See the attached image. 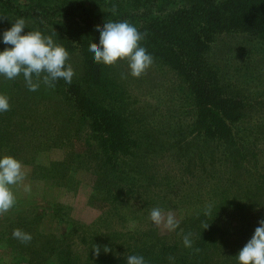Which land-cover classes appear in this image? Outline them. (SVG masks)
I'll return each mask as SVG.
<instances>
[{"label": "trees", "instance_id": "obj_1", "mask_svg": "<svg viewBox=\"0 0 264 264\" xmlns=\"http://www.w3.org/2000/svg\"><path fill=\"white\" fill-rule=\"evenodd\" d=\"M17 18L25 20L24 32L39 30L65 47L66 67L71 68L73 79L70 86H65L62 80L55 81L54 86L41 83L33 92L22 74L12 80L0 77V93L8 96L10 104L8 111L0 113V125L14 120L19 124L17 131H22L27 124L19 110L32 103L35 109L47 107L57 109L54 113L63 112L67 123L61 136L43 133L49 135L55 146L66 144L74 148L76 142L83 141L79 136L82 132L89 134L83 141L85 154L76 165L95 174L93 190L101 201L96 206L101 212L93 224V235L82 240L90 251L74 263L68 253L64 264H126L129 255H143L146 264H239L235 255L245 243L234 244V248V238H225L223 234L221 214L208 209L197 214L176 240L166 246H155L147 226L137 237L130 234L133 230L125 228L122 236L129 234L128 241L99 240L103 234L116 232L111 219L116 217L118 222L128 223L136 215L134 206L137 211L146 212L154 191L165 192L163 173H167V167L162 159L158 166L157 159L166 141H151L142 132L141 123L131 122L120 112L121 100L113 95L115 87H122L125 78L131 79L127 60L118 59L112 65L94 63L88 50L98 45L95 29L102 28L105 21H127L134 25L143 34L140 44L153 57L151 65L171 70L181 81L185 99L190 102L188 114L193 115L197 128L188 130L174 145L189 154L181 158L180 165L196 164L208 178L221 171L226 173L227 168L236 169L233 178L245 185L243 189L264 187L252 186L264 182V164L257 169L253 162L248 163L249 158L262 159L264 163V136L255 130L264 127V113L255 118L251 115L257 108L254 100L257 90L253 88L259 82H255V75L264 63V0H0V33ZM4 47L0 43V49ZM67 112L76 116L68 117ZM30 128L32 124L27 125ZM11 134L12 131L0 128V151L17 155L20 142L14 143ZM34 135L33 131L28 137ZM159 136L169 137L163 133ZM191 136L196 142L189 140ZM35 137L38 148L49 139ZM163 151L168 152V148ZM211 191L210 187L208 193ZM162 201L161 198L155 203L162 208ZM214 203L213 199L211 205ZM120 205L128 206L129 218L119 212L125 208ZM251 209L257 211L260 207L239 202L237 213L248 218L246 212ZM54 210L60 211L61 206L55 205ZM189 234L193 241L190 248L183 244L184 236ZM59 239L50 235L46 247L56 250ZM15 241L21 252L25 243L16 238ZM69 243L61 249L70 252ZM105 246L109 251H104ZM96 247L100 248L99 254L94 250ZM26 255L32 254L27 251Z\"/></svg>", "mask_w": 264, "mask_h": 264}, {"label": "rangeland", "instance_id": "obj_2", "mask_svg": "<svg viewBox=\"0 0 264 264\" xmlns=\"http://www.w3.org/2000/svg\"><path fill=\"white\" fill-rule=\"evenodd\" d=\"M27 24L29 25L28 21ZM261 67L262 69L255 75V82H259V85L253 88L257 90L254 94L257 108L251 112L254 118L264 113V63ZM175 76L167 68L152 66L139 77L131 75L130 80L125 78L123 86L114 89V98L121 100L119 104L123 105L120 112L131 122L141 123L142 132L148 134L151 141L156 143L166 141L160 151L162 155H159L157 159L158 166L162 159V163L167 167V173H163L166 188L165 192L154 191L153 200L149 203L148 209L144 210L146 212L141 213L134 206L136 215L130 217L126 209L128 206L123 205L125 208H120L119 212L122 215L125 214L126 218L130 217L131 219L128 220L130 223L118 222L114 217L111 219V222H114L111 226L116 228V232L103 234L104 236L99 237V240L103 242L116 238L115 241H128L131 238L127 236L129 234L122 236L125 228L133 230L130 234L137 237L147 226L146 229H150L155 246H166L176 240L182 228L193 222L197 214L204 213L205 209H208L212 213L221 214L222 218L219 220L223 222V228L225 227L223 229L225 238H234L233 245L246 244L244 240L251 238L258 226V221L264 218V187L243 189L245 185L233 178L236 177L234 175L236 169L227 168L226 173L221 171L208 178L196 164H187L186 167L180 165L181 158L185 159L189 154L176 149L174 145L179 139L184 138L188 130L191 132L197 128L195 127L197 125H193V115L188 114L190 102L185 99L182 83ZM33 105L26 103L25 108L19 110L24 114L22 116L25 117L26 124H32L29 130L26 125L23 126L22 131H17L18 122L10 119L0 125V128L12 131L14 143L16 140L20 142L17 146L19 150L17 155L2 151L0 153L13 155L22 161L26 173L24 183L30 184L32 188L29 193L23 190V186H12L16 194V204L7 213L0 214V264H64V258L68 253L71 255L70 262L74 263L77 262L76 260L84 259L82 256H86L87 250L90 251V248L84 246L85 243L82 240L93 235V224L101 212L96 207L101 201L97 199L93 190L95 174L85 166L78 168L76 165L77 160H82L80 156L85 154L83 141L89 134L82 132L79 135L83 141L75 143V150L66 144L63 147L55 146L50 142L49 135H43V133L52 132L61 136L64 123H67L66 118L62 117L63 112L54 113L53 111L57 109L47 107L40 108L41 110L35 109L32 108ZM74 115L72 112H67L68 117ZM54 116L60 120L53 118ZM72 129L74 130L75 127ZM255 130H259L264 136V127L255 128ZM33 131L37 138L41 136L46 140L48 137L47 145L43 143L38 148L34 143V136L28 137ZM159 133L169 137L159 136ZM192 136L189 140L196 142V138L193 137V139ZM23 137H25L24 143H22ZM164 148H168V152H164ZM251 162L257 169H262L264 164L262 159L249 158L248 163ZM69 164H73L74 167ZM206 169L207 167L203 169V172H206ZM201 186H203L202 191L197 190ZM252 186H264V182L261 185ZM210 187L212 191L208 193ZM203 190L207 191L206 196ZM218 191H221L219 195ZM225 195L226 198H224ZM161 198L164 199L161 202L164 204L162 208L155 203L158 200L161 201ZM213 199L214 206L211 205ZM206 201L208 204L205 203ZM243 201H246V204H257L260 210L245 211L249 219L244 216L241 218L237 209L238 203ZM57 204L61 206L60 211L54 210ZM155 207L161 208L165 216L169 213L174 215L179 221V226L169 231L163 223L153 224L149 213ZM135 217H138V220L134 219ZM30 220L31 222H28ZM232 223L234 227L231 226ZM25 226L28 227L27 230ZM16 228L22 229L32 237L31 243L24 244L21 252L18 251L21 250L20 244L17 245L10 231L11 229L13 232ZM50 235L61 240L56 250L46 247ZM67 242H70V252L61 249L66 247L64 244ZM27 251L32 255H26Z\"/></svg>", "mask_w": 264, "mask_h": 264}, {"label": "clouds", "instance_id": "obj_3", "mask_svg": "<svg viewBox=\"0 0 264 264\" xmlns=\"http://www.w3.org/2000/svg\"><path fill=\"white\" fill-rule=\"evenodd\" d=\"M25 26V20L17 18L10 28L0 33V43L6 45L0 49V77L12 80L22 74L28 89L33 92L38 90L41 83L54 86V82L58 80H62L65 86H70L73 72L66 67L68 52L65 47L39 30L24 32ZM95 31L99 36L98 45H92L88 50L94 63L112 65L118 59H125L130 74L135 77H139L151 66L153 57L140 44L143 34L134 25L127 21L109 20ZM9 108L8 96L0 93V113ZM25 177L21 160L13 155L0 153V214L7 213L16 204L12 186H23L25 192H31V185L24 183ZM149 217L153 224L163 223L169 231L179 226L174 215L169 213L165 216L159 207L152 208ZM12 235L22 243H31V235L22 229H14ZM190 235L183 238L184 246L189 248L193 244ZM94 250L99 254V247ZM104 251H109L107 246ZM235 256L239 264H264V218L258 221L253 235ZM126 264H146V261L143 255H129Z\"/></svg>", "mask_w": 264, "mask_h": 264}]
</instances>
